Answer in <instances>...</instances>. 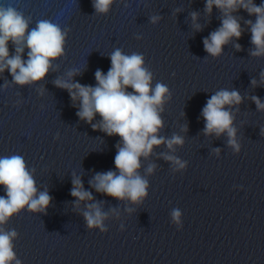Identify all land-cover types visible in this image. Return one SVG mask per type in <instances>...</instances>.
<instances>
[{
  "label": "water",
  "instance_id": "water-1",
  "mask_svg": "<svg viewBox=\"0 0 264 264\" xmlns=\"http://www.w3.org/2000/svg\"><path fill=\"white\" fill-rule=\"evenodd\" d=\"M205 3L113 0L107 13H97L93 0H0L30 18L29 31L49 20L67 32L63 55L42 80L19 85L8 69L0 73V157H23L37 195L51 197L44 211L25 207L0 225L17 233L12 250L20 264H264V110L252 99L264 103V55H251L255 45L247 23L254 24L256 16L243 8L232 12L241 37H232L214 57L203 41L224 16L215 6L207 13ZM153 16L159 17L155 23ZM8 48L14 55L11 41ZM117 49L142 55L151 87L161 83L168 89L158 137L183 138L174 151L161 144L140 158L138 173L148 187L139 204L97 192L90 183L96 173L119 174L114 157L122 140L92 127L100 124L99 114L91 123L82 120L80 99L73 101L56 85L59 79L95 87V72L107 74ZM28 51L21 54L25 61ZM221 90L242 97L238 105H225L239 151L229 145L227 132H204L202 109ZM150 165L155 167L148 173ZM75 177L93 197L78 206L71 195ZM93 203L107 213L106 231L87 226L83 213ZM173 210L181 214L179 224Z\"/></svg>",
  "mask_w": 264,
  "mask_h": 264
},
{
  "label": "clouds",
  "instance_id": "clouds-1",
  "mask_svg": "<svg viewBox=\"0 0 264 264\" xmlns=\"http://www.w3.org/2000/svg\"><path fill=\"white\" fill-rule=\"evenodd\" d=\"M113 0H93V7L97 13H107ZM215 6L223 13L221 27L205 38L204 49L212 56H219L223 46L229 43L232 37H241V26L232 12L239 8L246 10L249 15H255L256 21H247L251 26L252 44L255 50L253 56L264 55V4L255 5L252 0H206L205 11L211 14ZM195 22L197 13L193 12ZM159 17L153 16L155 23ZM30 18H26L23 11L12 4H0V73L8 69L13 81L19 85H27L40 81L48 74L52 61L64 53V43L67 32L59 24L49 20H41L35 28L29 31ZM200 29V25H195ZM15 46V54L10 55L8 44ZM239 49V45H236ZM27 48L28 59H22V53ZM111 68L105 75L102 71L95 72L97 84L95 87L68 83L57 80V87L67 89L73 101L80 99L81 105L77 115L91 123L94 116L99 114L102 118L99 125H92L94 129L105 132L107 135H117L122 145H117L114 164L119 174L114 171L96 173L93 177V186L113 198L123 200L127 198L132 203L139 204L147 195L148 182L138 173L140 158H147L154 148L161 144L174 151V145H182L183 138L174 135L165 140L157 133L163 126L160 112L163 111V102L168 89L165 85L157 83L151 87L152 73L143 66L142 55L133 53L124 55L121 50H115L111 56ZM73 73H69V76ZM264 81V73L261 74ZM252 84L255 86L256 81ZM133 91H127L128 88ZM257 108L264 110V103L258 97H253ZM242 97L233 90H221L212 95L202 109L205 120L204 132L206 135L215 133L219 137L227 132L229 145L239 151L236 142V129L232 126L233 116L225 110V105L240 104ZM164 159L172 161L183 168L185 165L176 157L164 155ZM154 165L147 169L148 173L154 170ZM71 195L79 201H90L92 194L83 188L82 181L75 177L72 180ZM0 186L5 188L6 195L0 196V225H3L13 215L27 207L30 212H42L50 203L51 197L47 192L37 195L35 181L26 168L23 157L12 155L0 157ZM87 211L83 213L87 226L100 228L106 231L103 221L107 213L101 211L98 203L86 205ZM180 212L173 210L172 219L180 223ZM17 233L15 230L5 231L0 227V264H20L13 252L12 240Z\"/></svg>",
  "mask_w": 264,
  "mask_h": 264
}]
</instances>
